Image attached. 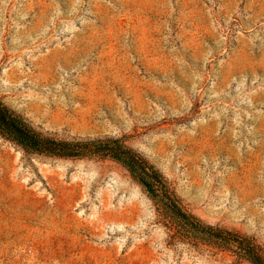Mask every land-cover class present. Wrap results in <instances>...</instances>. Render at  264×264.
<instances>
[{"label":"rangeland","instance_id":"rangeland-1","mask_svg":"<svg viewBox=\"0 0 264 264\" xmlns=\"http://www.w3.org/2000/svg\"><path fill=\"white\" fill-rule=\"evenodd\" d=\"M0 98L58 138L122 137L264 249V0H0ZM167 232L117 161L0 135V264H251Z\"/></svg>","mask_w":264,"mask_h":264},{"label":"trees","instance_id":"trees-1","mask_svg":"<svg viewBox=\"0 0 264 264\" xmlns=\"http://www.w3.org/2000/svg\"><path fill=\"white\" fill-rule=\"evenodd\" d=\"M0 135L27 153L58 158H109L120 163L143 189L167 228L168 242L228 251L251 264H264V249L253 238L207 223L187 210L162 173L119 136L58 138L31 125L0 98Z\"/></svg>","mask_w":264,"mask_h":264}]
</instances>
